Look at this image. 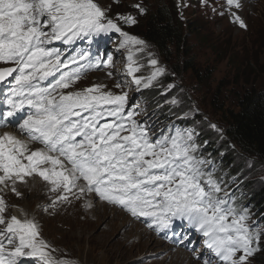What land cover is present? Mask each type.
<instances>
[{
    "label": "snow or ice",
    "instance_id": "snow-or-ice-1",
    "mask_svg": "<svg viewBox=\"0 0 264 264\" xmlns=\"http://www.w3.org/2000/svg\"><path fill=\"white\" fill-rule=\"evenodd\" d=\"M225 3L233 22L246 29L238 11H232L243 7L241 0ZM133 7L147 12L139 3ZM109 11L98 0H0V129L15 128L24 137L0 133V193L9 190L20 197L17 184L39 177L57 194L50 207L95 193L165 239L171 232L178 243L188 241L186 247L202 264H252L264 250V219L253 221L250 209L238 205L217 178L215 166L208 167L212 161L201 154L194 126L157 132L147 118L137 119L144 109L129 102L127 91L114 92L107 84L74 88L90 67H113V58L93 65L88 52L66 54L55 43L71 46L118 33L123 39L117 51L127 50L126 72L138 91L165 72L151 58L150 75H135L143 65L134 57L147 44L124 31L120 21H138L130 13L112 17ZM9 207L0 194V264L26 259L71 264L55 255L58 250L40 236L34 220L6 215ZM193 233L202 238L204 253L197 251Z\"/></svg>",
    "mask_w": 264,
    "mask_h": 264
},
{
    "label": "rangeland",
    "instance_id": "rangeland-1",
    "mask_svg": "<svg viewBox=\"0 0 264 264\" xmlns=\"http://www.w3.org/2000/svg\"><path fill=\"white\" fill-rule=\"evenodd\" d=\"M98 2L103 8L110 9L108 12L109 16L115 17L117 13H130L138 21L135 25L143 28L147 22L148 15L141 14L133 5L139 3L147 11H153L158 9L160 5L167 4L168 0H120L119 4L114 3V0H98ZM241 3L243 7L240 10L233 8L232 11H238L247 24L246 29L233 22L225 0H171L170 5L175 7L181 20L191 24L196 29V34L188 35V48L193 56V62L189 61V68H186V66L183 68L176 67V64L179 63L186 65V60L182 56L172 55V61H167V58L153 44H149L138 33H133L134 25L125 26L123 21H120L123 28L129 29V34L143 39L147 44L145 51L137 53L134 57L138 64L143 65L135 75L147 77L154 70L149 65V60L151 58L158 60V66L163 67L165 72L153 82L152 86L160 87L170 93V101L175 97L174 99L179 101L175 107L180 106L183 109L182 113L188 112L191 113V117H197L196 119L199 122L194 127L198 132V137H200L196 141L200 145V151L207 146L202 137L205 129L206 131H213L214 146L217 145V140L222 134L225 136L227 127L221 121L220 113H222V108L224 110H237L239 94H244L245 91H250L253 88L258 91L264 90V0H241ZM122 39V37H117L116 41L107 43L108 47L103 52V60L106 59L109 52L113 58V70H111L113 75L107 77L109 81L101 76L108 74L110 70L92 73L85 77L87 81H84L80 88H87L99 83L107 84L110 90L117 93L127 91L129 93V102L138 103L144 109L145 114L149 113V116L142 115L141 120L147 118L149 123L159 132V128L163 124L168 123L169 120L164 119L159 113L154 115L153 112L156 111L152 109L150 111V109L144 107L140 91L131 83L132 78L126 72L129 63L127 60L128 52L125 49L117 51ZM96 40H101V37H96ZM53 46L60 47L57 44ZM105 46L106 43H104ZM66 47L69 48H63L65 53L74 55L72 47ZM102 48L101 45L92 44L91 52L99 54ZM76 49L80 51L82 47L76 46ZM219 51L223 54L217 57V52ZM192 68L202 72L208 71L210 79L200 80L195 72L192 71ZM166 80L169 82H165ZM118 82L124 83L122 89L115 88ZM221 84L224 87L219 91ZM169 85L174 87L169 88ZM186 97H188V101ZM170 117L171 115L167 118ZM213 124L217 126L216 129L211 127ZM216 130L218 132L214 133ZM208 153L206 151L202 155L207 158V156H211ZM212 159L214 161V158ZM242 159V157H238V164L242 163ZM219 163V161L214 162L215 169L224 171L225 168H221ZM237 176L240 182L233 181L230 187L225 186L226 189L230 190L228 191L230 193L234 191L231 189L237 188V191L243 192L247 199L250 198L251 192L258 191L257 198L258 196L260 198L253 201L254 209L250 211L253 221H261L264 219V162H258L255 158L249 160L245 170ZM232 177L231 175L230 178ZM254 189L255 191L253 192ZM88 195L91 196L90 194ZM54 198L55 196L46 205L49 206ZM93 199L96 200V198ZM17 204H20V202H17ZM250 204L252 205V203ZM27 206L30 210L36 209L37 201L32 206L25 205V203L21 207L10 204L9 212L6 215L10 216L13 213L19 218L21 216L19 213H25V210L28 209ZM51 212L54 211H47L45 215ZM45 215L42 223L37 222L40 236L58 250L55 253L57 257L66 258L71 264H140L141 258H144V264H172L173 256L179 252L186 254L188 258L185 261H178V264H202V260L198 261L193 252L189 250V247H186L188 241H184L183 244L178 243V237L171 232L168 233L171 239H165L164 233L158 234V237H160L158 242L163 245L146 242L137 247L140 249L138 251L136 247L133 248L129 245L130 243L122 241L123 237L118 234L119 229L111 233L112 237L102 240V231H107L106 226L86 224L75 213H69L66 216L46 221ZM106 223L108 225V221ZM140 227L142 228L141 225ZM177 229L179 230L180 227ZM149 238L154 241L157 237L152 234ZM193 243L199 253L205 252L202 238L195 233H193ZM261 244H264V239H262ZM152 248L157 251L147 253ZM159 251L161 252L156 254ZM262 253L263 250L252 258V264H264ZM157 256L159 258H156ZM22 264L26 263L23 262Z\"/></svg>",
    "mask_w": 264,
    "mask_h": 264
},
{
    "label": "trees",
    "instance_id": "trees-1",
    "mask_svg": "<svg viewBox=\"0 0 264 264\" xmlns=\"http://www.w3.org/2000/svg\"><path fill=\"white\" fill-rule=\"evenodd\" d=\"M170 2L171 0H168L167 4L160 5L158 9L147 11L145 13L148 15L146 24L143 28L134 25L133 33H138L149 44H153L167 58V61H172V55L184 57L186 65L179 63L176 64V67L183 68L186 66V68H189V61L191 63L193 62V56L188 48V35L196 34V29L191 24L181 20L177 10L174 6L172 7L170 5ZM222 54L221 51L217 52V57ZM192 71L195 72L200 80L210 79V73L208 71L202 72L194 68H192ZM165 82L169 81L166 80ZM223 87L224 85L221 84L219 91ZM142 94L146 103H150L152 107H162L161 109H163L164 102L169 99V95L163 96L161 91L156 88H149L142 91ZM186 100H189L188 97H186ZM237 101V110L221 109V121L227 127L225 136L222 134L217 140V145L214 146L213 131H206L205 129L202 137L207 146L201 150H205L209 154H214L217 157V161L220 162L221 168L224 167L228 173L232 171L231 174L233 175H239V173L245 170L249 160L255 158L258 162H264V90L258 91L254 88L250 91L247 90L244 94H239ZM168 109L170 110L169 112L167 111ZM182 110L180 106L177 108L167 107L165 111L159 110V113L164 117H167L170 112L180 116ZM175 120L172 126L179 127L176 123L179 121V118H175ZM216 132L218 131L216 130L214 133ZM199 139L200 137L197 138V140ZM239 156L243 159L242 163L238 164ZM257 195L258 191L251 192L250 198L247 199L243 192H240L236 194L235 200L238 205L251 210L254 209L253 201L260 198V196L257 198ZM261 247L264 249V244H261ZM262 257H264V250Z\"/></svg>",
    "mask_w": 264,
    "mask_h": 264
},
{
    "label": "bare ground",
    "instance_id": "bare-ground-1",
    "mask_svg": "<svg viewBox=\"0 0 264 264\" xmlns=\"http://www.w3.org/2000/svg\"><path fill=\"white\" fill-rule=\"evenodd\" d=\"M81 41H77L76 43H80ZM103 41H104V43H109L110 41L113 42L114 40H108L107 41V39H104ZM65 46H69V45H65ZM91 49H92V42H90V41H88V39H86L85 43H84V47H82V49H80V51H87L88 53L91 54ZM108 70H109L108 68H104V67H98V68L90 67L87 70L86 74L80 79V81L74 85V88L79 89L81 84L83 85V82L87 81V79L85 78L87 75L92 74V73L105 72ZM101 77H105L106 80L109 81V78H107V77H109L108 74L102 75ZM150 88L159 89L163 96L170 95L167 91L163 90L160 87L151 86ZM174 98L175 97H173V99ZM141 101L144 103L145 106L150 105V103H146V101L144 99ZM166 102H169V104H166ZM164 103L165 104H164L162 110L165 111V109L167 107H171V103H170L169 99L167 101H165ZM153 108L157 109L158 107L154 106ZM160 108H162V107H160ZM148 109H151V107H148ZM174 111H176V110H174ZM184 113H186V112H184ZM184 113L181 112V115ZM174 122L171 121L169 123L168 127H171L172 124H174ZM7 130L16 133L17 135L21 136V138H24L21 133L17 132V130L15 128H11V127L7 128V129H0V133H2L3 131H7ZM32 147H40V146L39 145H32ZM49 188H50V186L45 181H43L41 178L33 177V178H28V182L26 184H17V189L22 193V195L20 197H17L14 193H12L9 190H6L4 193H0V194H3L5 196V199L9 205L14 204V205H18L21 207L23 205V203H25V205L28 204L29 206H32L33 203L37 201V208L36 209L30 210V208L27 206L28 209L25 210L26 211L25 213L24 212L19 213V215H21V216H19V218H21V219L23 218V216H24V218L26 216L28 219H32V220L36 221V223L37 222L42 223L43 222V216L45 215V213L47 211H54V212L46 214L45 215V221L46 220H53V219L58 218L60 216H66L69 213L70 214L75 213V214H78L84 220V222L86 224H96V225L99 224L101 227L106 226L107 231H102L103 232V235L101 236V237H103L102 240L104 238H110V236L112 235L111 233H114L116 231V229H119L118 234L120 235V237H123L122 241H126V243H130L129 245H131L133 248L134 247L137 248L146 242H150L151 244H155V245H156V243L157 244L160 243V242H158L159 238H160V237H158V234L155 231H153L152 229H149L144 222H142L141 220L133 219L127 212L123 211L119 207L105 203L104 201L100 200L95 195V193H90L91 196L87 195L85 197H82L80 200H76L74 197H71L70 198V199H72L71 204L58 203L55 207H50V205L47 206L46 204L48 202H50L52 197L57 195L56 193L50 192ZM235 189H237V188H235ZM93 198H96V200L98 202H101V203H98ZM17 202H20V204H17ZM86 203H91L92 207L86 208L85 207ZM8 212H9V210H8ZM50 214H51V216H50ZM34 215H36V216H34ZM107 221H108V225L106 223ZM117 223H118V226H117ZM130 224H133V225H130ZM139 224L142 226L143 229L140 227ZM177 224H179V222H177ZM42 226H44V224H42ZM152 234L157 237L154 241L151 238H149V237H151ZM161 234H163V233H161ZM148 235H149V237H148ZM147 245H146V247H147ZM161 245H163V244H161ZM137 250L140 251V249H138V248H137ZM155 251H157V250H155V248H152L147 253H153ZM160 252L161 251L157 252L156 254H158ZM144 253H146V252H144ZM176 254L177 255L173 256L174 258L171 260V261H173L172 264H178V261H185L188 258V256L182 252H179ZM139 259H140V257H139ZM22 262H25L28 264H34V261L31 259H26V260H23ZM155 263H157V262H155Z\"/></svg>",
    "mask_w": 264,
    "mask_h": 264
},
{
    "label": "clouds",
    "instance_id": "clouds-1",
    "mask_svg": "<svg viewBox=\"0 0 264 264\" xmlns=\"http://www.w3.org/2000/svg\"><path fill=\"white\" fill-rule=\"evenodd\" d=\"M128 32H129V29H128ZM141 97H143V94H141ZM144 98V97H143ZM166 103H169V102H166ZM197 117H195V119L194 120H192V121H189L190 122V124L191 125H194V124H197L199 121H198V119H196ZM193 122V123H192ZM209 154V153H208ZM213 157H215L214 156V154H211ZM225 173H226V175H229V176H233L232 178H230L229 177V179H228V181L227 182H231V180H235V181H238V182H240V180H239V178H238V176L237 175H233V174H231L232 172H227L226 170H225V172H224V175H225ZM231 190H234V193L235 194H239L240 192H238L237 191V189H235V188H233V189H231Z\"/></svg>",
    "mask_w": 264,
    "mask_h": 264
}]
</instances>
